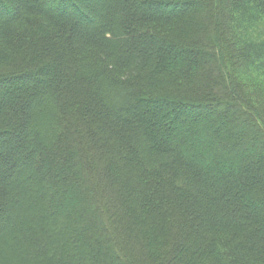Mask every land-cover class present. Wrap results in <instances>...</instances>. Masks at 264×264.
<instances>
[{
  "label": "trees",
  "instance_id": "16d2710c",
  "mask_svg": "<svg viewBox=\"0 0 264 264\" xmlns=\"http://www.w3.org/2000/svg\"><path fill=\"white\" fill-rule=\"evenodd\" d=\"M9 1L0 264H264V0Z\"/></svg>",
  "mask_w": 264,
  "mask_h": 264
},
{
  "label": "rangeland",
  "instance_id": "374dc122",
  "mask_svg": "<svg viewBox=\"0 0 264 264\" xmlns=\"http://www.w3.org/2000/svg\"><path fill=\"white\" fill-rule=\"evenodd\" d=\"M19 0H10L9 2V4L11 5V6H16L15 4L18 2ZM29 1V3H31L32 4V0H28ZM36 4V3H35ZM95 6V3L94 2H92L91 0H86L85 1V4H84V11H88V12H90V11H92L93 9V7ZM90 9V10H89ZM178 10H179V8H178ZM149 11L151 12V11H156V9H153V8H150L149 9ZM172 11H176V10H172ZM7 12H9V10L8 9H6L5 8V10H0V23H1V21H2V19L3 18H5L4 16H9V14H7ZM87 12V13H88ZM165 12L166 13H169L170 12V10H165ZM73 14V12L71 13V14H65V15H72ZM65 19L67 20H63V22H64V24H70V23H73V20H72V18L71 17H65ZM82 23V22H81ZM83 23H84V21H83ZM82 23V24H83ZM63 24V23H62ZM64 24H63V26H64ZM64 28H67V27H64ZM45 75L44 74H40V75H38V76H36V78H32V77H30V76H26V77H24L23 79L22 78H19V77H15V79H12L11 81H9L7 84H5L4 83V85H2V86H0V103L2 104V110H1V112L2 111H4V110H8V108H9V106L11 107L13 104L14 105H16V108L17 107H20V108H22L23 106H24V102L23 101H21L20 99L18 100V101H15L14 99H12V97H11V93L13 92V91H22L23 89H24V87L26 86V85H29V87L33 90L34 89V87H36V86H39V84H38V82L40 81V80H38V77L39 78H42V77H44ZM31 90V91H32ZM195 104V103H194ZM31 106L32 107H34V102H31ZM177 106V107H176ZM178 106H180V105H177V104H164V105H162V106H157L156 107V109H158L159 108V113H160V116L158 117V119L160 120V118H163V119H168V117H167V115H162L161 116V113H164L163 111H170V113L171 112H173V113H175L176 111H178L180 114H182V116L184 117L185 116V118H187V120H192V119H194V118H196V117H198V116H201V117H207V114H206V112H205V110H203V109H192V108H189V107H187L186 109H185V111H183L182 110V108L181 107H178ZM192 109V110H191ZM214 110V109H213ZM34 122V121H33ZM4 138H13V136L14 135H12V136H10L9 134H3L2 135ZM160 136L161 137H163L161 134H160ZM256 136H254V138H255ZM4 138H0V143L2 142V140L4 139ZM256 139H257V137H256ZM260 143V145L262 144H264L263 142H261L259 139L256 141V143ZM3 144V143H2ZM0 146H1V144H0ZM7 149H8V147H7V143H6V145H5V148L4 149H2L1 147H0V165H5L6 167L8 166V164L11 162L10 161V159H11V157H10V154L7 152ZM16 155V153H13V157ZM260 156H258V158H259ZM14 159L16 160L15 162H16V165H15V167L16 168H18V166L19 165H21L22 164V160H21V156H16V157H14ZM260 159V158H259ZM13 160V159H12ZM2 166H0V190L1 191H4V190H2V188H3V185H4V183L6 182V178H4V177H2V174H3V169L1 168ZM208 173H213V169H211ZM31 174H34V175H37V176H40L41 175V173L37 170V169H33L32 171H31ZM255 174V173H254ZM254 179H253V183L255 184H259V176L258 175H254ZM264 178V177H263ZM243 179H242V183H238V184H235V186L233 187V189H232V191L230 192V194L228 193L227 195H225L224 197V199H225V201L223 202L224 204L226 203V202H228L229 201V199H232V201L231 202H233V203H237V201L239 200V199H241V198H247V200H249V198L248 197H251V191L250 190H247V189H245V187L246 186H244L243 185ZM10 187L11 188H14L13 186H12V184H10ZM29 187H31V186H29ZM15 190V189H14ZM209 194H211L212 192L210 191V190H208L207 191ZM15 195H16V192H15ZM250 195V196H249ZM241 201V200H240ZM10 201H8V204L10 205V203H9ZM230 202V201H229ZM228 202V203H229ZM227 204V203H226ZM248 206V205H247ZM15 206L13 205V211H10L11 209H10V206L8 207V212L6 213V214H4L3 216H0V230L3 228L4 230L3 231H6L5 233H8V235L7 236H5L6 238H5V240L6 239H8V241L9 242H12V240H14V233H13V231H14V226L11 224V222H14V224L15 223H17V222H15V221H13L14 220V218L16 217H18V213H17V210H14L15 208H14ZM247 211V210H246ZM248 212V211H247ZM246 212V213H247ZM242 213H245V212H242ZM241 213V214H242ZM249 213V212H248ZM247 213V214H248ZM22 215H24L26 218H27V220L28 221H30L32 218H30V216H31V213H30V211H28V210H26V211H23V214ZM231 218H233V219H231V221L232 220H234V221H238L239 219H241L240 217H239V215H238V212L235 210V209H233L232 210V213H231ZM14 217V218H13ZM258 219H261V217L260 218H258ZM221 222H222V220H220ZM261 221H264V217H262V219H261ZM23 223V222H22ZM21 223V225H24V224H22ZM1 236V235H0ZM2 244V243H1ZM20 250L21 249H18V251L20 252ZM6 253H10L11 255H14L13 254V252L11 253V251L9 250V249H7L6 248ZM151 263L152 264H156V260L155 259H153L152 261H151ZM65 264V263H64Z\"/></svg>",
  "mask_w": 264,
  "mask_h": 264
}]
</instances>
